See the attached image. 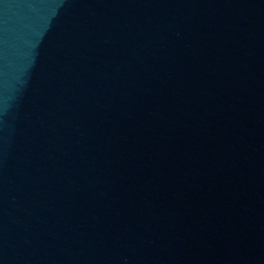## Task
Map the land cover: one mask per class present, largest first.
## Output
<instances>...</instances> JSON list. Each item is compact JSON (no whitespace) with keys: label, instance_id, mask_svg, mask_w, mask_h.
<instances>
[{"label":"water","instance_id":"1","mask_svg":"<svg viewBox=\"0 0 264 264\" xmlns=\"http://www.w3.org/2000/svg\"><path fill=\"white\" fill-rule=\"evenodd\" d=\"M264 223V0H0V264H202Z\"/></svg>","mask_w":264,"mask_h":264}]
</instances>
